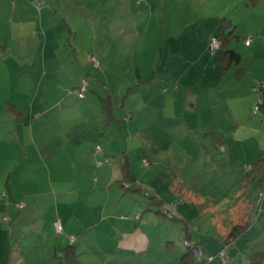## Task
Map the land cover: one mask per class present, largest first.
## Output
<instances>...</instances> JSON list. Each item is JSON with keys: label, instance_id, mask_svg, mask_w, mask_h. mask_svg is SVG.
I'll return each mask as SVG.
<instances>
[{"label": "crops", "instance_id": "0c3cea01", "mask_svg": "<svg viewBox=\"0 0 264 264\" xmlns=\"http://www.w3.org/2000/svg\"><path fill=\"white\" fill-rule=\"evenodd\" d=\"M34 1L0 0V264H56L55 261L61 264L60 259L69 246L74 248L79 264L86 262L87 252L100 256L99 263L122 257L126 263L133 258L148 261L153 243L148 230L150 219L146 221L140 215L136 221L132 216L136 208L133 192L122 188L125 162L126 182H135L138 186L129 163L121 159L116 166L104 165L108 153H112L110 144L104 141L105 130L115 123L121 134L123 123L118 120L111 96L107 97L113 103L109 115L105 116L101 108L103 98L89 93L91 66L88 62L95 55L87 54L90 51L85 52L79 46L78 18L58 16L50 8L54 4H45V0L37 12ZM122 2L131 11L126 18L120 16L114 20L112 26L116 32L131 25L144 32L143 24L151 22V17L143 13L146 7L151 11L163 7L162 15H171L174 24L171 30L179 41L175 52L199 55L195 62L185 61L176 66L175 70L180 69L178 78L182 76L181 81L195 75L193 81L201 93L220 78L221 67L217 53L210 54L209 39L220 33H232L226 49L239 54L240 61L226 70L221 69L223 74L227 73L222 76L224 80L228 74L233 77L236 70V80L243 77L247 81L245 88L236 85L238 92L234 94L222 92L220 96L207 98L205 101L210 105H199L208 97L205 94L187 98L194 103V116L198 109L213 113L216 101L220 102L216 109L223 110L225 105L231 119L220 120L216 126L222 130L243 128L252 135L249 140L255 139L254 147L249 142L244 146L247 150L236 161L237 170H232L229 164L232 174L227 182L234 187L232 201L207 205L210 213L226 211L225 215L243 216L225 217L223 224L227 222L231 226L225 232L219 228L217 238L204 236L197 230L193 234L188 230L185 237L182 233L178 236L183 241L187 237L188 246L200 247L204 256L213 258L205 263L194 259V264H264V248L251 251V244L241 248L238 243L245 238L227 242L232 228L248 223L246 215L256 209L249 192L255 187L257 194L259 181L245 186L241 168L254 166L264 153L262 139L256 137L257 130L261 129L257 124L261 122L251 120L249 114L253 104L264 97L253 92L264 74V0H145L139 6L136 0H118L116 4ZM88 32L91 38L95 37ZM252 35L258 38L246 47L244 41ZM116 36L119 39L118 34L112 37ZM240 38L243 44L235 48L233 45ZM244 66H253L258 77L253 75L248 79ZM94 77H97L95 72ZM83 80L87 82V90L79 98ZM230 101H234L232 105ZM109 130L116 133L113 127ZM97 146L101 147L99 151H95ZM251 157L257 160H248ZM97 163L101 164L97 166ZM260 171L264 175V170ZM3 193L8 196L7 202ZM16 204H23L24 208L18 210ZM145 211L150 213L148 205ZM261 211L264 213V201ZM56 226L62 228L60 235L55 233ZM170 236L168 233L166 239L158 240L159 249L172 242L174 235ZM69 237L73 238L72 244ZM222 251L225 252L223 263L218 258Z\"/></svg>", "mask_w": 264, "mask_h": 264}, {"label": "rangeland", "instance_id": "374dc122", "mask_svg": "<svg viewBox=\"0 0 264 264\" xmlns=\"http://www.w3.org/2000/svg\"><path fill=\"white\" fill-rule=\"evenodd\" d=\"M51 1L45 0L44 3H53L54 5L50 8H54L58 16L78 18L76 27L80 30L79 46L85 52L90 51L87 54L95 55L90 57L89 61L93 58L99 64L95 68L91 62H88L93 68L89 66L91 72L88 77L91 83L89 93H95L101 98L111 96L116 106L118 120L123 123L121 134L115 123L109 124L105 130L104 141L110 144L112 153H108L106 161L109 162L104 165L116 166L121 159L128 161L138 183V186H134L138 190L128 187L133 192L134 206H136L132 216L136 221V216L140 215L146 221L150 219L148 230L153 240L148 261L133 258L126 263L125 258L122 257V259L99 263L100 256H94L95 252L91 255L86 251L88 254L85 255L86 262L83 264H175L177 260H180L181 255L186 253L183 237L178 236L179 233H182L181 236L184 234L183 220L188 223H185L186 229L192 234L197 230L204 236L217 238L219 228L224 232L229 228L230 224L227 222L223 224L225 217L243 216L225 215L226 211L222 214L210 213L207 205L209 202L232 201L234 187L227 182L232 174L229 164L231 163L232 170H237L236 161L242 158L247 150L244 146L249 142V145L254 147L255 140H249L248 138L252 135L247 134L243 128L222 130L216 126L220 120L227 122L231 119V113L225 109V105L223 110L216 109L215 106L220 104L216 101L213 113L198 109L197 116H194L192 108L194 103L188 100L187 96L205 94L208 97L204 98L203 103L199 102V105H204L208 103L205 101L207 98L220 96L222 92L224 94L238 92L236 85H241L240 89H243L247 81L243 80V77L237 81L236 70L233 77L228 74L224 80L220 68V78L216 79L218 81L215 80L209 90L204 88L203 93L197 88V82L193 81L195 75L180 81L182 76L178 78L180 69L175 70L176 66L179 67L185 61L195 62L199 55L175 52L179 41L171 30L174 26L170 19L171 15L169 13L162 15L163 7L153 11L147 7L146 11L145 8L140 9L145 11L144 15L151 17L149 25L143 24L144 32L135 30L134 25L124 26L116 32V27L112 26L114 20L120 16L126 18L131 11L125 2L117 5L118 0ZM83 23H85L84 30ZM88 31L95 37L91 38ZM114 34H118L119 39L117 36L112 37ZM252 37H248L251 38V43L258 38L255 35ZM242 41L243 38H240L233 46L235 48L242 46ZM215 53L210 51V54ZM245 69L248 79H252L253 75L255 78L258 77L253 66L245 67ZM248 69L251 70L248 71ZM94 72L97 73V77L93 78ZM96 78L100 80L97 82ZM258 82L262 84L263 93L264 74H261ZM233 102L229 103L232 105ZM256 105L257 103L253 104L251 108ZM251 111L249 113L251 120L261 122L257 124L261 129L257 130L256 137L261 138V143L264 145V117L260 113L253 117ZM204 125L207 128H203ZM110 127H113L116 133L110 132ZM243 143L245 145H242ZM100 146L97 147L101 148ZM248 154L247 151L246 156ZM248 160L256 161L257 159L251 157ZM143 161H146L148 165L145 166ZM228 184L229 187H226ZM130 186L133 187L132 184ZM254 192L255 187L249 192L253 206L257 198ZM143 193L144 196H142ZM149 194L165 199L167 203H163L161 209L169 211L174 217L173 220L170 215L166 216L162 213L158 215L145 211ZM197 201L205 204L199 205ZM255 212L256 209L246 215L250 227L249 235L245 241L238 243L243 249L245 244H251L252 246L249 247L251 251L258 247L264 248V213L261 211L258 218L254 220ZM168 233L171 236L174 235L170 236L173 238L172 242H166L164 248L159 249L158 240L166 239ZM87 238L84 237L85 240ZM68 240L70 242V237ZM70 243L72 244L73 241ZM55 262L58 264L57 261Z\"/></svg>", "mask_w": 264, "mask_h": 264}, {"label": "trees", "instance_id": "16d2710c", "mask_svg": "<svg viewBox=\"0 0 264 264\" xmlns=\"http://www.w3.org/2000/svg\"><path fill=\"white\" fill-rule=\"evenodd\" d=\"M144 1L145 0H136V5L139 6ZM221 26H223V25H221ZM215 39H217L219 44H220V48L216 52L217 53L216 56H217V60H218V63L220 65L221 69L222 70H226L231 64H237L240 61L239 54H237L235 51H233L231 49H226V45L232 39V33L231 32L220 33L217 36H215ZM261 87H262V84H261ZM258 93L260 95L262 94V96H264L263 95L264 92L262 93L261 89L258 90ZM263 98H262V100H263ZM111 99H112L111 97H106V98L101 99V108H102L103 115H105V116L109 115L110 106L113 103V100H111ZM258 103L259 102H257V105H258ZM258 113L264 115V100H263V103L259 106V112ZM257 116H258V114H257ZM254 117H256V116H254ZM248 166H250V165H248ZM251 167H252V170H251L250 173H244L242 171V168H241V172L245 176V178H244L245 186L249 185L251 183H255L256 181H259L258 182L259 183V186H258L259 189H258L257 194H256V196H257L256 205H254V206H257V204H258L257 201L260 199L259 207H260V212H261V204H262V201H263V198H264V181H263L264 180V175H263V173L261 174L260 170L261 169L264 170V153H262L259 156L256 164L254 166H251ZM124 170H125L126 173L128 172L126 162H125V169ZM126 173H125V176H124L125 182L122 183V188L125 189V190H128V191H131L130 188L137 189V188L134 187L135 186V184H134L135 182H133V183L130 182V184H132L133 187L130 186L128 181L126 182V176L128 175V173L127 174ZM128 187H130V188H128ZM139 191H140V189H139ZM259 195H262V197L260 198ZM142 196H144V193L142 194ZM3 198H4L5 202L8 201L7 194H6V197H3ZM147 198H148V211L153 212V213L158 214V215H160L162 213V214H164L166 216H168V215L171 216V213L169 211L161 209L163 203L166 202L165 200H163L161 198H158V196L157 195L155 196L154 194H149L147 196ZM16 205H18V204H16ZM168 213H170V214H168ZM173 219H174V217L171 218V220H173ZM184 222L186 224H188L186 221H184ZM185 223H183V226H184L183 227V232H184L183 235H184V237L188 233V229H186ZM249 230H250V227L248 226V223H246L244 225H241V226H235L229 232V234L227 236V242H229V240H230V242H233L234 240H237L239 238H247V236L249 235ZM185 241L187 242V237L183 241L184 242L183 244H185L184 247H186V253H183L181 255L179 264H194L195 260H194V257L192 255V249H194L196 247L195 246H191V247L188 246V244L185 243ZM65 252H66V255L64 254V257H62L60 259L61 264H79L78 261L76 260V256L74 254V248H72V246H69L66 249Z\"/></svg>", "mask_w": 264, "mask_h": 264}, {"label": "built area", "instance_id": "2783aa9c", "mask_svg": "<svg viewBox=\"0 0 264 264\" xmlns=\"http://www.w3.org/2000/svg\"><path fill=\"white\" fill-rule=\"evenodd\" d=\"M42 6H43V0H35L33 2V7L35 8V10L37 12L41 11ZM250 43H251V38H247L244 41V45L246 47H248L250 45ZM208 46H209V49H210V51L212 53L217 52L219 50V48H220V44H219L218 40L215 39V37H211L209 39ZM90 62L95 68H97L99 66L98 62L95 59H93V58L90 59ZM86 89H87V82L85 80H83L81 82V84H80V87H79V94H78L79 98H83V94L85 93ZM259 89H261V84H259L257 87H255V90H253V92L254 91L258 92ZM262 103H263V100L261 99L259 101L258 105L253 107V109H252L253 116H257V114L259 112V106ZM95 151H99V147H96ZM105 162L107 163L108 161H105ZM143 164L145 166L148 165L146 161H143ZM97 165H100V163H98ZM251 170H252L251 166L245 165V166L242 167V171L244 173H250ZM3 197H6L5 193L3 194ZM259 197L261 198L262 195H259ZM257 203L258 204L256 206V212H255L254 220H256L258 218L259 214H260V207H259L260 199L257 201ZM16 207H17L18 210H22L24 208V205L23 204H18V205H16ZM55 233L60 235L62 233V228L60 226H56ZM72 241H73V238H70V242H72ZM192 255H193L194 259L199 261V262H204L205 263V262H211L213 260L212 257L204 256L203 251L199 247H196V248L192 249ZM218 256H219L218 258L223 263L224 257H225V252L224 251L220 252Z\"/></svg>", "mask_w": 264, "mask_h": 264}]
</instances>
